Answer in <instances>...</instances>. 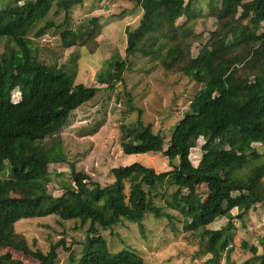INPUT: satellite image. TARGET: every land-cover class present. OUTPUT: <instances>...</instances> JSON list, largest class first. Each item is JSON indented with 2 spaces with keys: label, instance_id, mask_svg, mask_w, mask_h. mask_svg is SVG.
<instances>
[{
  "label": "trees",
  "instance_id": "obj_1",
  "mask_svg": "<svg viewBox=\"0 0 264 264\" xmlns=\"http://www.w3.org/2000/svg\"><path fill=\"white\" fill-rule=\"evenodd\" d=\"M131 1L142 10L139 23L126 32L124 58L114 60L107 78L100 75L99 82L113 88L122 82L126 63L143 56L164 71H180L202 84L173 126L166 148L150 123L138 119L119 126L122 153L161 152L171 168H148L133 184L130 207L119 201L122 180L101 185L73 163L63 192L49 193L51 174L44 167L66 161L58 131L71 112L101 88L74 83L73 67L66 70L38 56L32 38L54 26L49 12L54 6L65 11L67 0H0V38L5 40L0 53V229L26 217L78 219L88 227L80 254L69 256L72 264H145L132 249L107 251L97 227L106 230L121 220L140 223L148 213L170 219L169 209L182 218V230L197 237L203 252L210 254L209 264L223 258L228 264L234 248L232 218H242L257 204L264 206V0H220L211 7L216 26L194 56L192 41L202 34L188 21L200 15L193 0ZM184 16L188 19L176 22ZM90 23L93 27L84 31L62 30V47L95 36L100 26L94 18ZM14 91L20 95L17 101L12 99ZM126 96L130 103L129 93ZM194 135L204 138L197 165L189 158ZM256 142L263 152L254 148ZM199 184L207 188L203 201L196 192ZM169 187L174 190L168 192ZM220 216L227 218L223 226L207 228ZM241 243L252 256L239 264H264V237L260 253L257 246ZM58 246L51 245L46 253L35 251L39 264H55Z\"/></svg>",
  "mask_w": 264,
  "mask_h": 264
},
{
  "label": "rangeland",
  "instance_id": "obj_2",
  "mask_svg": "<svg viewBox=\"0 0 264 264\" xmlns=\"http://www.w3.org/2000/svg\"><path fill=\"white\" fill-rule=\"evenodd\" d=\"M67 1L69 7L65 11H56L55 6L50 10L49 18L54 26L39 37L32 38L38 46V56L48 63L65 65L66 70L73 67L74 83L99 86L101 89L91 100L73 110L67 123L58 131L66 161L44 167V171L51 174L47 190L53 196L63 192L62 183L71 180L70 164L73 163L76 170L101 185L115 179L122 180L124 188L119 201L123 207H130L133 184L146 174L148 168L160 172L171 167L161 152L122 153L119 126L133 124L138 119L144 125L150 123L153 131L163 136L162 147L166 148L173 126L188 109L190 99L202 84L180 71H164L159 64L137 56L126 63L122 82L117 81L113 88H108L109 83L99 82V77L107 78L106 71L112 70L110 64L124 58L126 32L138 25L142 10L131 0ZM219 2L193 0V7L200 11V15L191 19L184 16L176 21L182 23L188 19L193 31L202 34L200 39L192 41L193 56L216 26V19L209 10ZM91 18L96 19L99 32L86 41L78 40L74 46L62 47L61 31L92 28ZM263 28L264 25L260 31ZM4 43L5 40L0 38V53ZM71 59L75 60V64L69 63ZM127 93L131 97L130 103L127 102ZM19 97V92L14 91L12 99L17 101ZM203 143L201 135L191 137L189 158L193 165H197L201 157ZM253 146L258 152H263L260 143L256 142ZM115 168L114 174L112 169ZM168 190L172 192L174 187ZM196 192L203 201L207 188L199 184ZM166 211L171 215L170 219L148 213L140 223L121 220L106 230L97 227V231L104 236L107 251L132 249L145 264H209L210 254L203 252L197 237L182 230L180 215L174 210ZM231 212L235 216L238 211L233 208ZM232 221L235 225L234 248L228 264H239L252 256L241 241L257 246L258 253L261 252L259 244L260 238L264 237V206L257 204L242 218L233 217ZM226 222L227 218L220 216L207 228L218 229ZM87 227L88 222L81 225L78 219H61L55 214L26 217L8 227L3 226L0 229V264H39L35 251L46 253L56 243L59 246L55 264H72L69 256L71 253L73 256L80 254ZM219 264L227 263L223 258Z\"/></svg>",
  "mask_w": 264,
  "mask_h": 264
}]
</instances>
